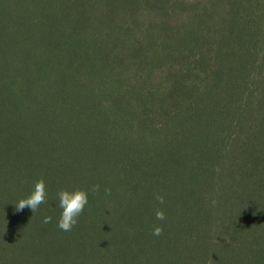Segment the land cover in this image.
<instances>
[{"label": "trees", "instance_id": "obj_1", "mask_svg": "<svg viewBox=\"0 0 264 264\" xmlns=\"http://www.w3.org/2000/svg\"><path fill=\"white\" fill-rule=\"evenodd\" d=\"M0 264H264V0H0Z\"/></svg>", "mask_w": 264, "mask_h": 264}, {"label": "clouds", "instance_id": "obj_2", "mask_svg": "<svg viewBox=\"0 0 264 264\" xmlns=\"http://www.w3.org/2000/svg\"><path fill=\"white\" fill-rule=\"evenodd\" d=\"M99 190L98 185L91 186V192H97ZM106 193L108 190H105ZM89 192L85 190L69 191L62 189L57 192V198L59 201V208L61 209L59 219L57 221V227L64 232L71 231L78 223V218L87 206ZM48 193L46 191V185L43 179L38 180L33 188L31 194L25 198L19 200L15 205L16 212L23 211L26 207L29 208L32 213L35 212L42 204L47 201ZM160 203H163V198L158 197ZM155 218L158 221H163L165 215L162 211L157 210ZM51 217H45L44 223H50ZM162 232V228L157 226L153 229V235L158 236Z\"/></svg>", "mask_w": 264, "mask_h": 264}]
</instances>
